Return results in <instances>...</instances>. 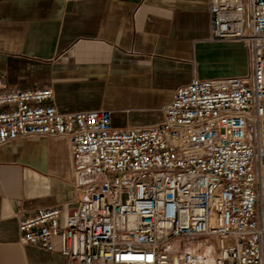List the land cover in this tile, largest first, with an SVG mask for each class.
I'll return each instance as SVG.
<instances>
[{"label":"built area","instance_id":"obj_1","mask_svg":"<svg viewBox=\"0 0 264 264\" xmlns=\"http://www.w3.org/2000/svg\"><path fill=\"white\" fill-rule=\"evenodd\" d=\"M209 41L239 44L242 77L192 78L161 123L116 130L104 109L62 114L49 88L8 91L0 76V145L68 146L76 207L39 209L20 243L65 264H264V0H208Z\"/></svg>","mask_w":264,"mask_h":264},{"label":"crops","instance_id":"obj_2","mask_svg":"<svg viewBox=\"0 0 264 264\" xmlns=\"http://www.w3.org/2000/svg\"><path fill=\"white\" fill-rule=\"evenodd\" d=\"M208 0H0V76L8 91L52 90L62 114L104 109L116 130L149 128L192 78L242 77L239 44L209 41ZM76 207L68 146L56 138L0 145V264H65L20 243L39 209Z\"/></svg>","mask_w":264,"mask_h":264}]
</instances>
